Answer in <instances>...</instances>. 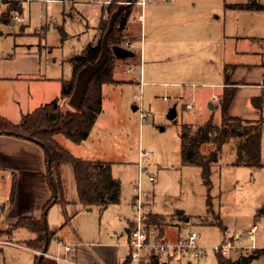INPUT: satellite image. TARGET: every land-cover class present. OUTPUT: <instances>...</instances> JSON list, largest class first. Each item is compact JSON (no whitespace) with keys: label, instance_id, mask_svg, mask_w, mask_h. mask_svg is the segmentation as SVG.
Segmentation results:
<instances>
[{"label":"rangeland","instance_id":"rangeland-1","mask_svg":"<svg viewBox=\"0 0 264 264\" xmlns=\"http://www.w3.org/2000/svg\"><path fill=\"white\" fill-rule=\"evenodd\" d=\"M44 1L0 0V17L12 7L9 16L20 13L26 20L23 24L14 25L8 18L7 23L0 20V72L4 60L14 53L29 51L35 55L34 64L39 69L36 78L52 79L48 82H6L0 79V109L10 116L25 110L30 112L59 96L60 79L71 76L68 60L81 54L94 38V31L87 27L85 20L86 13L90 14L96 8L92 5L93 0ZM191 1L196 4L199 15L204 17L211 9L209 15L212 20L218 17L220 23L217 24L226 25L233 36L242 37L229 42L227 57L221 55L219 49L215 50V54L206 55L210 52L208 47L204 54H199L194 46H185L180 50L185 55L177 56L174 52L177 47L170 48L168 44L170 36L177 34V39H181L179 32L168 30L173 25L168 19L171 13L168 7L172 4L165 0H153L151 6L159 2L165 6V13L163 16L156 15L150 11L151 6L146 9L142 51L140 53V43L131 50L141 61V73L139 69L135 71L134 66H129L133 71L124 68L130 63H116L119 70L115 69L113 77L125 82L102 87V109L88 138L76 145L62 136L55 137L62 148L79 159L109 163L112 177L120 182L117 204L103 210L92 207L87 211L78 202L69 168L63 166L61 173L67 191V205L46 213L49 234L56 233L65 244L75 246L74 249L83 244L98 264H103L100 257L103 250L117 251L121 263L127 257L125 229L134 220L132 203L137 185L146 195L143 200L147 205L146 213L161 216L166 224L161 230L149 227V231L167 242L195 233L197 246L206 252L204 258L175 257L176 261L170 264H218L220 257L212 252V248L228 241L233 248L228 250L224 260L238 264L242 256L258 251L260 256L249 264H264V137L261 139L260 167L236 164L239 140L233 137L223 144L217 162L211 165L205 179L199 167L183 165L179 141L182 124L194 127H202L208 122L216 126L220 124L222 96L219 103L213 101L211 94L218 90L196 86V81H215L214 71L221 74L222 59L226 61L229 58V63L251 69L248 78H244L246 73L239 72L237 81L256 80L257 70H253L256 68L253 65L258 57L253 53L257 51V42H253V38L264 33V11L241 12L231 7L244 4L245 0ZM258 3L264 7V0ZM108 15L104 12L103 20H108ZM223 16L226 17V24H223ZM205 25L208 21L204 20L200 26ZM198 28L188 26L184 29L185 38L193 42L192 35L197 33ZM122 41H129V38L125 37ZM129 59L124 62H133ZM209 59H214L215 63ZM130 78L132 82L128 81ZM134 78L140 80L139 84L133 81ZM237 94L231 111L238 116L251 117L253 107L250 100L246 103L244 92ZM192 99L193 108L186 110L185 105ZM209 103L212 110L208 107ZM61 105L64 109L69 107L67 99L62 100ZM134 107L137 109L134 110ZM173 107L175 118L170 120L168 114ZM212 149V145H204L201 153L207 155ZM139 168L141 174L138 173ZM149 177H153L154 182H150ZM11 187L10 172L0 170L1 207L7 206ZM24 202L28 208L33 206L28 200ZM2 213L0 208V264H34L33 253L27 251L23 243L30 238V234L24 229L11 232L4 217H1ZM219 218L221 225L214 224ZM254 226L257 230L252 238L247 232ZM240 229L246 231L239 237ZM55 245L51 240L48 247L50 254Z\"/></svg>","mask_w":264,"mask_h":264},{"label":"trees","instance_id":"trees-1","mask_svg":"<svg viewBox=\"0 0 264 264\" xmlns=\"http://www.w3.org/2000/svg\"><path fill=\"white\" fill-rule=\"evenodd\" d=\"M127 0H113V4L105 8L109 14L108 20H101L98 26L99 36L95 43H88L81 54L73 56L69 60L71 66V79L63 81L60 94L47 104L27 113L21 117L17 124H13L8 119L0 116V137L7 136L35 143L40 146L45 154L46 183L50 189L51 196L42 207V213H47L54 204H67L65 200V186L62 181L61 168L67 166L72 174L79 204L85 210L96 207L100 210L105 209L111 204H117L120 198V182L112 177L111 165L105 162L85 161L73 156L70 152L62 148L56 141V136H62L73 144L84 142L93 129L98 115L102 109L103 85L116 84L113 79L115 62L118 61L110 52L109 57L103 68L90 80L82 105L78 110L70 107L64 109L61 101L68 99L72 94L75 79L78 73L88 64L95 62L101 53V41L108 30L110 18L116 14L112 30L108 36V45L121 46L125 34L128 20L132 13L131 5L124 3ZM134 1V0H130ZM259 0H247L245 5L231 6L233 9H245L248 11H264V7L259 5ZM13 8H8L0 17L2 23H7ZM20 14V13H19ZM135 58H132V60ZM125 61V59H124ZM228 69L226 66L224 83L228 85ZM235 88L223 89L222 100L219 104L221 122L218 126L211 122L202 127H194L182 124L179 131L180 156L183 165L199 167L202 177H208L210 167L217 162L219 152L223 144L233 137H238L239 144L236 148V164L248 167H260L261 149V122H247L228 115ZM257 110H261L260 102H252ZM212 145L213 149L207 154L201 153V147ZM55 194L54 195V189ZM15 179L12 180V187L7 206L14 201ZM5 206L1 207L3 211ZM217 224L219 219H215ZM146 227H154L161 230L164 219L161 216L148 213L146 216ZM13 231L19 229L26 230L31 237L24 241L25 245L36 251H42L46 237L48 243L52 234H44L43 219L22 217L13 225H8ZM47 251V250H46ZM258 251L253 255L259 257ZM218 264H235L224 260L219 256ZM39 256L35 257L34 264H55L50 259L42 257L38 263ZM127 264V262H126ZM146 264H159L157 257L150 256Z\"/></svg>","mask_w":264,"mask_h":264},{"label":"crops","instance_id":"crops-1","mask_svg":"<svg viewBox=\"0 0 264 264\" xmlns=\"http://www.w3.org/2000/svg\"><path fill=\"white\" fill-rule=\"evenodd\" d=\"M165 1L172 4L171 6L168 7L169 13L171 12L168 16V19L172 21L173 25L169 26L168 30L174 33L179 32L181 34L180 36L181 39H177L178 35L176 34V35L170 36L169 42H168L170 48L177 47V51H174L177 56L184 54V53H181L180 50L185 48V46L187 47L194 46L196 53L198 52L199 54L201 53L204 54L206 48L208 47L210 52L206 55H210L211 53L215 54L216 53L215 50L219 49L221 55L227 57L228 50H229L228 49L229 42L234 38H242L241 36H238L237 34L233 36L230 31H227L226 25L224 26L221 24H217L216 22L220 23V21L217 20L218 17L212 20V18H210L211 15H209L211 14V9L210 11H208L209 14H206L203 17L201 14L199 15V13H197L196 4L193 3L191 0H171V1L165 0ZM245 1L247 2V0ZM60 2H62V0H60ZM246 2L240 5H245ZM153 3L149 4L144 9L142 24L138 22V16L142 13V11L138 7H134L132 10L131 16L128 20L127 26H126L125 34L127 35L126 37L129 38L128 42L130 44H133V49H135V46L138 43H140V53L143 48V35L145 33V29L143 28L144 21H145V12L149 6L153 5ZM92 5H94V7L96 8H93L90 14L86 13L85 20L87 23V27L93 29L94 31V38L92 42L90 43H95L99 36L98 26L100 24V21L103 20L104 18L103 16H104V12L106 9L97 4L92 3ZM151 7L153 8H151L150 11L155 12L156 15H160V16L164 15L165 10H163V8L165 6H162L159 2H156V5L151 6ZM238 10L241 12H252V13L258 12V11H248L245 9H238ZM21 11H22V7H21ZM225 14H226V11L224 15ZM11 18L12 16L10 17L9 22L12 25H14L15 23L12 22ZM222 19H223V24H226L227 22L226 17L223 16ZM175 20H176V26H175ZM204 20L208 21V25L202 26L201 28L200 24ZM190 23H193V25H190ZM188 26L199 27L197 30V33H194L192 35L194 37L193 42L189 41V39H186L185 34L183 32L184 29H186ZM136 31H138V33ZM253 39H255L253 42L255 41L257 42V51L253 53L257 55L258 57L257 61H255L256 62L255 65H253V67H256L253 70H257L256 80H253V81L246 80L247 82L245 83H241L240 81H237L236 76L238 75L239 72L246 73L244 78H248L251 73L250 72L251 69L245 68L248 66H244V65L239 66V65H234L232 63H229L231 62V60L228 58L226 61L225 59H222L220 61L221 62V65H220L221 74H217V71L216 72L214 71L213 77H215V81H196V86L206 87V88L212 87V89L218 90L217 92L215 91L212 92L211 94L212 99L214 96H218L220 98V96H222L223 94V89L225 87L235 88V93H234L231 104L234 103L235 101L234 97L238 95L237 92L238 93L244 92L246 103L249 100L251 104L253 101L257 103L260 102V97H261L260 85L264 84V33L263 35H261V37L258 36ZM177 40H178V43H177ZM186 49L191 50V48H186ZM15 54L16 53H14L12 57H9L7 60H4L2 62L1 72H0L1 80L6 81V82H18V81L48 82L52 80L50 77H44L40 79L36 78V76H38L39 74V69H38V66L34 64L35 62L34 54H32L29 51L20 53V54L18 53L16 55ZM188 54H190V51ZM135 57L136 58L133 60L132 58L129 59L133 62H124V60H118L115 62V66H116V63H122V64L130 63L128 66L124 65L125 66L124 68L133 71L129 66H134L135 71L137 69H139L140 71L141 61L138 60L139 57L137 55H135ZM140 58H141V55H140ZM69 60H68V63H69ZM209 61L211 63H215L214 59L213 60L209 59ZM226 66L233 67V69L227 70L228 71L227 77L229 78L228 85H225L224 83V77H225L224 68ZM115 69H118V68L115 67ZM139 73H141V71ZM135 78L133 81L139 84V81ZM69 79H71V76ZM69 79H64V80L60 79L59 86H58L59 94H60L62 82L68 81ZM113 79L117 82L116 84L125 82V81L117 80L114 77ZM128 81L132 82L131 78ZM116 84H113V85H116ZM252 88H255V89H252ZM57 97H54L53 99ZM189 104L193 108L192 106L193 99L186 105H189ZM210 104L211 103L208 104L209 108H210ZM43 105H40L39 107ZM252 107H253V110L250 112L251 117L236 115L234 112L231 111V105L228 109V115L230 117L237 118V119L247 121V122H261L262 123L261 139H262L264 137V118L262 117V115L264 114V110H262V108L260 111L255 109L253 104H252ZM191 109H186V110H191ZM30 112L25 110L24 112H20L19 114H16V115L14 114L13 116H10L4 110L0 109V116L8 119L13 124H17L20 122L21 117L23 115L30 113ZM0 170H3L5 172H10L12 176V180L13 178L15 179L14 201L11 205L5 206L3 213L1 214V217L2 216L4 217L6 226L13 225L18 219L22 217L40 219L42 217V207L51 196L50 189L45 179L46 177L45 154L42 148L36 145L35 143H31L28 141L15 139V138L7 137V136H1L0 137ZM29 183H37L38 185L37 186L29 185ZM66 193L67 191L65 188V200H66ZM32 199H33V202H32ZM24 200H28L29 203L30 202L33 203V206L31 208H28L27 207L28 205H26ZM7 204H8V201H7ZM65 205H61V204L52 205L49 208V214L54 210L56 211L57 207L60 206L61 208L62 207L64 208ZM219 223L221 225L220 218H219ZM214 224L219 225L216 222ZM130 225L131 223L128 224V229L130 228ZM128 229H125V233L127 234V239H128ZM245 231L246 229H240L238 231V234L241 233L242 235V233H244ZM51 240H53L56 243V245L54 246V250H52L50 254L48 251L49 250L48 247H49ZM50 241L48 243V247L46 251L47 259H49L48 257L59 255V256H62V257L65 256L66 258L71 259L75 264H98L96 260H93L92 255L88 252V250L83 244L79 245L78 249H74L75 246H72V251L69 254H65L63 252L62 245H68V244H65L63 240L60 239L56 235V233H52V237ZM26 250L33 253L34 255L33 263H34L35 257L38 256V253H37L38 251L32 250L28 247L26 248ZM113 251L115 250L112 249V250H107V251L103 250V252L100 251V257L103 259V264H126V262L128 264L129 249H128L127 257H125V259L123 257L124 259L123 263L120 262V257L117 251L116 252H113ZM157 258L159 260V264H170L171 262H174L177 259V258H170L166 256L157 257ZM256 258L257 257H255L254 259Z\"/></svg>","mask_w":264,"mask_h":264},{"label":"built area","instance_id":"built-area-1","mask_svg":"<svg viewBox=\"0 0 264 264\" xmlns=\"http://www.w3.org/2000/svg\"><path fill=\"white\" fill-rule=\"evenodd\" d=\"M26 1V0H25ZM60 1V0H58ZM171 1V0H169ZM28 2V1H27ZM45 3L54 2V0H45ZM93 4L100 5L104 8H108L109 5L113 4V0H93ZM153 3V0H134L130 2L117 3L121 5H131L133 7H138L142 13L138 16V22L142 24L143 22V11L149 5ZM12 22L15 24H23L26 20L21 16V14H15L11 18ZM38 31H42L39 29ZM121 47L131 50L133 49V44H130L128 41L122 42ZM140 81V80H139ZM261 89V107L264 108V84L260 85ZM219 97L214 96L213 100L219 103ZM165 100V99H164ZM186 109H191V105H186ZM139 174L141 170L139 168ZM150 182H154L153 177H149ZM146 198V195L140 190L139 185H137L135 190V197L133 199L132 207L135 212L134 220L131 222L130 228L128 229V242L127 248L129 249L128 264H146L148 257H180L191 260H197L204 258L206 252L203 248L197 246L196 240L197 236L195 233L189 234L185 238H180L174 242H167L156 236L153 232H150L146 227V216L147 213L146 203L143 201ZM256 226L251 227L247 232L252 238L255 233ZM241 236V233L238 234ZM233 245L231 242H225L220 247L212 248V252L218 256L225 257L228 250L232 249ZM63 252L69 254L72 251V246L62 245ZM38 256H40L41 251H38ZM43 257H47L46 253ZM50 260L55 262V264H75L71 259L66 258L65 256H51L48 257Z\"/></svg>","mask_w":264,"mask_h":264},{"label":"water","instance_id":"water-1","mask_svg":"<svg viewBox=\"0 0 264 264\" xmlns=\"http://www.w3.org/2000/svg\"><path fill=\"white\" fill-rule=\"evenodd\" d=\"M126 2H130V0H127ZM120 7H122V5H120ZM115 17H116V14H114L110 18L108 30L104 34L102 41H101V53L98 59L95 62L86 65L78 73L75 79L72 94L67 99L68 106L74 110H78L81 107L90 80L103 68V66L108 60L110 52L118 60H124V59L135 57V54L132 51L127 50L121 46L109 47L108 36L112 30ZM210 108L212 109L211 104H210ZM133 109L136 110L137 108L134 107ZM174 118H175V108L173 107L168 114V119L172 120ZM53 189H54V195H56L54 186H53ZM42 219H43L44 234L47 236L48 232L46 228V213H43ZM47 247H48V238L46 237L44 247L39 256L38 263L40 259L44 256V254L46 253ZM254 258L255 256L253 254L242 256L238 264H249Z\"/></svg>","mask_w":264,"mask_h":264}]
</instances>
